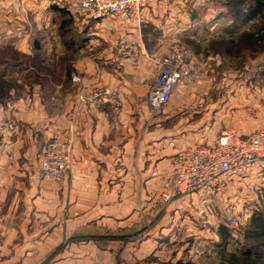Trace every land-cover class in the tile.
<instances>
[{
    "label": "crops",
    "instance_id": "0c3cea01",
    "mask_svg": "<svg viewBox=\"0 0 264 264\" xmlns=\"http://www.w3.org/2000/svg\"><path fill=\"white\" fill-rule=\"evenodd\" d=\"M76 2L0 0V46L9 11L34 16L50 7L76 20ZM187 3L152 0L141 28L109 19L85 26L78 43L94 49L96 37H107L112 52L102 64L112 67L105 70L101 56L86 55L78 64L77 93L60 95L58 111L46 109L28 88L3 101L6 107L2 102L0 264H240L248 258L239 228L216 212L222 202L182 196L165 204L159 196L173 157L195 145L174 142L163 116L147 103L164 40L190 33ZM99 87L119 96L118 113L78 103V93ZM51 138L72 139L77 158L59 182L40 176V154ZM72 236L76 242L62 248ZM59 247V257L47 263Z\"/></svg>",
    "mask_w": 264,
    "mask_h": 264
},
{
    "label": "rangeland",
    "instance_id": "374dc122",
    "mask_svg": "<svg viewBox=\"0 0 264 264\" xmlns=\"http://www.w3.org/2000/svg\"><path fill=\"white\" fill-rule=\"evenodd\" d=\"M218 1L188 0L190 33L169 35L164 40V53L180 43L192 55V79L182 82L160 110L152 108L163 116L165 133L182 144H206L230 128L250 134L264 127V13L248 23L239 22L233 19L234 12L221 9ZM227 1L239 14L252 5V0ZM9 13L3 17L4 43L0 46V74L4 76L0 78V105L23 95L28 88L39 93L46 109L58 111L62 105L60 95L77 93L81 71L78 64L86 55L101 56L100 67L105 70L112 67L102 64L112 52L107 37H96L94 49L78 43L85 27L78 15L75 20L50 7L36 11L34 16ZM158 75L159 68L153 86ZM50 140L54 139L46 144ZM239 184L231 197L220 201L221 208L216 212L221 218L238 220L244 241L261 251L259 257L247 258L240 264H264V212L257 213L264 208V180L259 177L234 185ZM75 242L72 236L62 243V248ZM59 251L60 247L50 254L47 263L58 258Z\"/></svg>",
    "mask_w": 264,
    "mask_h": 264
},
{
    "label": "built area",
    "instance_id": "2783aa9c",
    "mask_svg": "<svg viewBox=\"0 0 264 264\" xmlns=\"http://www.w3.org/2000/svg\"><path fill=\"white\" fill-rule=\"evenodd\" d=\"M78 20L82 26L109 19L141 28L144 10L152 0H76ZM156 84L148 94L151 108L160 110L172 98L175 89L193 77L192 55L183 44L170 47L160 62ZM77 82V77L73 78ZM81 106L118 113L119 96L110 88L99 87L77 95ZM40 176L60 181L77 165L73 140H50L40 154ZM264 180V127L250 134L235 128L222 131L212 143L190 146L171 161L170 173L161 178L160 199L170 204L188 196L200 202L223 201L237 182ZM36 178V176H32ZM227 225L239 228V222L226 217ZM178 264H194L180 262Z\"/></svg>",
    "mask_w": 264,
    "mask_h": 264
},
{
    "label": "trees",
    "instance_id": "16d2710c",
    "mask_svg": "<svg viewBox=\"0 0 264 264\" xmlns=\"http://www.w3.org/2000/svg\"><path fill=\"white\" fill-rule=\"evenodd\" d=\"M218 4L220 6L221 9H229V13L231 14V11L234 15V18L236 21L239 22H250L255 20L257 17H259L260 15H262L264 13V0H252V5L247 8V10L243 11L241 14L237 13L238 11H233L232 8L234 7V4L232 2H228L227 0H219ZM235 21V22H236ZM248 36H252L254 38L253 35H248ZM3 64V62H0ZM0 78L3 79L4 76L3 74H0ZM264 212V208H261L259 210H257V213H262ZM264 226V225H263ZM264 229V228H263ZM264 253V252H263ZM261 254V251L258 250L257 247L253 248L252 245L249 246V244L247 245V248L245 249L244 255L246 257H251L252 255L255 257H259Z\"/></svg>",
    "mask_w": 264,
    "mask_h": 264
}]
</instances>
